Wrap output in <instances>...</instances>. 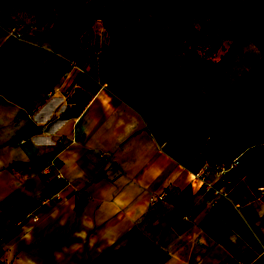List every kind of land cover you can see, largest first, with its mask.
I'll list each match as a JSON object with an SVG mask.
<instances>
[{
  "label": "crops",
  "instance_id": "obj_1",
  "mask_svg": "<svg viewBox=\"0 0 264 264\" xmlns=\"http://www.w3.org/2000/svg\"><path fill=\"white\" fill-rule=\"evenodd\" d=\"M9 14L2 2L0 264H264V192L240 163L212 166L220 193L206 189L204 161L69 58L60 75L52 48L28 52Z\"/></svg>",
  "mask_w": 264,
  "mask_h": 264
},
{
  "label": "rangeland",
  "instance_id": "obj_2",
  "mask_svg": "<svg viewBox=\"0 0 264 264\" xmlns=\"http://www.w3.org/2000/svg\"><path fill=\"white\" fill-rule=\"evenodd\" d=\"M2 2L9 9L11 30L19 34L12 39L27 45L28 52L52 48L60 75L65 58L78 57L79 67L134 106L149 128L167 134L166 141L181 158L208 161L215 168L239 159L235 170H246L251 185L264 192L262 52L246 36L230 49L233 38L218 31L239 2L220 9L217 0H175L170 8L153 0H123L109 21L70 16V0H35V7L18 0ZM117 40L161 53L166 97L154 103L128 92L134 85L129 73L99 65L100 54ZM32 42L39 44L37 49ZM225 55V63L217 67Z\"/></svg>",
  "mask_w": 264,
  "mask_h": 264
},
{
  "label": "trees",
  "instance_id": "obj_3",
  "mask_svg": "<svg viewBox=\"0 0 264 264\" xmlns=\"http://www.w3.org/2000/svg\"><path fill=\"white\" fill-rule=\"evenodd\" d=\"M30 7H35V0H18ZM38 1V0H36ZM167 8L172 7L175 0H153ZM73 10L70 16L78 14L79 18L90 16L91 19L109 21L114 18L115 11L122 6L123 0H70ZM220 9L228 5L238 4L236 0H217ZM115 29L120 30V24L115 21ZM222 37L233 38L232 44L241 36L248 37L262 52L264 62V0H243L235 9L229 21L224 20L219 25ZM226 55L219 61L217 67L225 63ZM98 63L104 68H112L122 74L129 73L134 85L128 92L148 97L156 102L160 97L167 96V89L162 81L164 69L161 53L150 46L117 40L110 44L98 57ZM121 88V87H120ZM122 89V88H121ZM161 142L168 139L167 134H159L150 128Z\"/></svg>",
  "mask_w": 264,
  "mask_h": 264
},
{
  "label": "built area",
  "instance_id": "obj_4",
  "mask_svg": "<svg viewBox=\"0 0 264 264\" xmlns=\"http://www.w3.org/2000/svg\"><path fill=\"white\" fill-rule=\"evenodd\" d=\"M11 35L12 36H18L19 34H15L13 32V30H11ZM78 59H79L78 57L77 58L73 57V58L67 59L69 68L75 69L78 72H84V70L81 67H79V65H78ZM239 163H240L239 159H233L230 163H227L224 165H226V168H232V167L237 166ZM211 168H212V164L208 161H204L203 164L200 166V168L195 172V176L200 178L203 181V184H204L206 189L212 190L215 194H219L220 190L217 189L214 186V184L208 179ZM60 198H61L60 192H54L53 194H49L47 196H44L40 200L39 205L40 206L47 205L50 202H52L53 199L60 200ZM27 216H30L32 219H34L37 217V214L31 213V214L26 215V217Z\"/></svg>",
  "mask_w": 264,
  "mask_h": 264
}]
</instances>
